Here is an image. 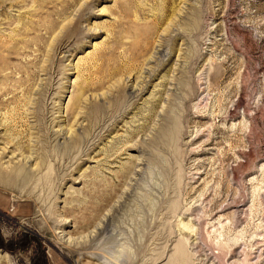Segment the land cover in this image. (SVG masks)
Wrapping results in <instances>:
<instances>
[{"label": "rangeland", "instance_id": "rangeland-1", "mask_svg": "<svg viewBox=\"0 0 264 264\" xmlns=\"http://www.w3.org/2000/svg\"><path fill=\"white\" fill-rule=\"evenodd\" d=\"M0 158V264H264V0H0Z\"/></svg>", "mask_w": 264, "mask_h": 264}, {"label": "bare ground", "instance_id": "bare-ground-1", "mask_svg": "<svg viewBox=\"0 0 264 264\" xmlns=\"http://www.w3.org/2000/svg\"><path fill=\"white\" fill-rule=\"evenodd\" d=\"M13 168L14 167H12V170L11 171H8V169H5L4 170L0 166V187H5L8 179H11L12 178L13 179V180L11 179L12 181H14V182L16 181V178H14V177H17L18 176V173H15ZM62 240L64 242L68 243V242H73L74 239L72 237H68V234H63L62 235Z\"/></svg>", "mask_w": 264, "mask_h": 264}]
</instances>
